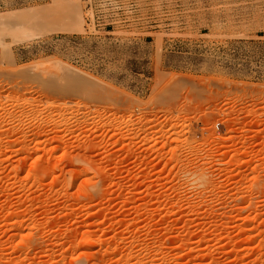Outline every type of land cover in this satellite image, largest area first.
<instances>
[{"label":"rangeland","instance_id":"obj_1","mask_svg":"<svg viewBox=\"0 0 264 264\" xmlns=\"http://www.w3.org/2000/svg\"><path fill=\"white\" fill-rule=\"evenodd\" d=\"M16 13L0 264H264V0H0Z\"/></svg>","mask_w":264,"mask_h":264},{"label":"bare ground","instance_id":"obj_2","mask_svg":"<svg viewBox=\"0 0 264 264\" xmlns=\"http://www.w3.org/2000/svg\"><path fill=\"white\" fill-rule=\"evenodd\" d=\"M74 10H70L69 11V14H68V19L69 20H79L80 22H81V20H82V18H81V14H80V12H77L76 14H75V12H73ZM78 13H79V15H78ZM21 15H23L22 13H16V14H8V15H5V16H0V22H1V20L2 21H4L3 19H9V18H13V17H18L19 18V16H21ZM28 15V14H27ZM78 15V16H77ZM22 17V16H21ZM4 23V22H3ZM71 27V26H70ZM70 27H69V29H70ZM68 28V27H67ZM67 28L65 29L64 28V30H67ZM68 29V30H69ZM19 34H21L22 36H23V38H34V37H36L38 34L37 33H33V31L32 30H30V29H27V28H19ZM194 182V181H193ZM95 242H97L96 241V239L95 238H89L88 240H87V242H86V244H88V246L89 245H93ZM88 246H86L87 248H88Z\"/></svg>","mask_w":264,"mask_h":264}]
</instances>
